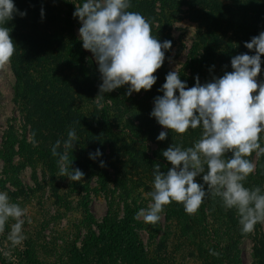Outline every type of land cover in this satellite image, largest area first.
Listing matches in <instances>:
<instances>
[{
	"label": "rangeland",
	"instance_id": "374dc122",
	"mask_svg": "<svg viewBox=\"0 0 264 264\" xmlns=\"http://www.w3.org/2000/svg\"><path fill=\"white\" fill-rule=\"evenodd\" d=\"M15 3L27 15H16L6 25L17 50L0 68V191L27 208L31 223L26 218V238L16 246L8 239L15 221L5 224L0 231L3 260L8 264H264V223L242 235L235 210L222 208L219 197L208 196L195 215L173 202L165 206L156 225L134 218L152 202L154 164H161L162 171L171 167L162 151L172 144L190 147L201 135L199 128L184 135L173 133L150 117L154 97L163 94L157 89L169 71L177 70L191 87L196 74L201 83L210 81L232 71L233 56L254 54L244 42L264 31V0H132L130 10L150 20L153 35L172 41V47L154 73L159 78L151 90L129 96L123 86L105 93L103 101L96 98L101 74L93 54L82 47L81 24L73 16L75 3ZM77 46L88 61V75L70 56L71 51L80 54ZM207 51L215 54L209 65L202 64ZM257 79L264 81V63ZM70 127L80 139L69 159L85 173L81 182L57 176V158L51 155L52 145L66 139ZM9 130L15 134L14 152L4 148ZM162 130L168 131L167 139L158 141ZM97 148L103 155L90 159L89 152ZM250 159L260 171L259 177H248L246 186L264 187V154L254 152ZM209 249L219 255H211Z\"/></svg>",
	"mask_w": 264,
	"mask_h": 264
},
{
	"label": "clouds",
	"instance_id": "9594fccd",
	"mask_svg": "<svg viewBox=\"0 0 264 264\" xmlns=\"http://www.w3.org/2000/svg\"><path fill=\"white\" fill-rule=\"evenodd\" d=\"M66 2L75 3L73 16L81 24L82 47L98 63L102 83L97 100L103 101L105 93L123 86H127L129 96L142 89L151 90L159 78L154 73L165 63L172 41H160L153 35L151 21L130 10L132 0ZM16 15L26 16L27 11H21L15 0H0V68L11 61L17 50L11 29L6 26ZM244 45L254 54L233 56L232 71L213 76L210 81L201 83L196 74L195 84L189 87L177 70L166 74L165 82L157 89L163 94L154 97L150 117L173 133L184 135L199 128L201 135L190 147L172 144L162 151L171 167L162 171L161 164H154L152 202L146 209H139L135 219L142 217L145 223L156 225L165 206L173 202L182 204L187 214L195 215L205 199L212 196L219 197L226 211L235 210L242 235L252 233L257 223H264V187L246 186L248 177L256 171L250 157L254 152L264 154V81L257 79L264 63V31ZM214 68L212 65L209 71ZM167 136L168 131L162 130L157 140L164 141ZM79 140L76 129L70 127L66 139L55 141L51 147V155L57 158V176L71 182H81L85 176L69 159V151ZM102 155L100 148L89 152L92 160ZM99 163L105 166L104 160ZM26 218L31 223L27 208L0 191V231L10 219L15 221L8 234L13 246L26 238ZM209 252L219 255L212 249Z\"/></svg>",
	"mask_w": 264,
	"mask_h": 264
},
{
	"label": "trees",
	"instance_id": "16d2710c",
	"mask_svg": "<svg viewBox=\"0 0 264 264\" xmlns=\"http://www.w3.org/2000/svg\"><path fill=\"white\" fill-rule=\"evenodd\" d=\"M73 41H75V40H73ZM78 45H80V44H78ZM76 48L79 49V53L80 54L76 55V54L72 53V51H71L70 52L71 53L70 56L73 59V61L81 68V70L83 71V73L85 75H88V74L91 73V71H90V69L88 67V61L83 56V53L81 51V48L79 46H77ZM214 57H215V54L213 52H208L207 51V53H205L204 58H202L203 59L202 60V64H206L207 63L209 65L210 62L212 61V59H214ZM91 61H92L93 65H94V67H95L94 61L93 60H91ZM191 62L194 63L195 61L192 60ZM124 94L126 95V92L125 91H124ZM106 111H107L106 112L107 113L106 114L107 115L106 117H108V115H109L108 114V110H106ZM4 148L7 149V150H9V151H12V152L15 151V134H14V132L12 130H9L7 132V134H6V140L4 141ZM164 161H165V163L167 165L171 166L170 163L167 160L164 159ZM259 171H260V169H257V172L255 171L254 175H256V173L259 174ZM256 176H258V175H256ZM4 262H5V264H8L6 261H4Z\"/></svg>",
	"mask_w": 264,
	"mask_h": 264
},
{
	"label": "water",
	"instance_id": "95a60500",
	"mask_svg": "<svg viewBox=\"0 0 264 264\" xmlns=\"http://www.w3.org/2000/svg\"><path fill=\"white\" fill-rule=\"evenodd\" d=\"M0 264H5V262L1 256H0Z\"/></svg>",
	"mask_w": 264,
	"mask_h": 264
}]
</instances>
